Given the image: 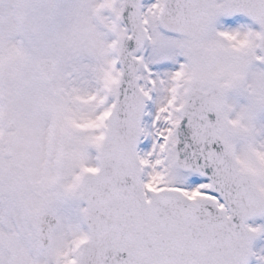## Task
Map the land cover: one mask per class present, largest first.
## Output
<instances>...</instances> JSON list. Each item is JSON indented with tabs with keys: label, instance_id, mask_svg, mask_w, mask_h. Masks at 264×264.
<instances>
[{
	"label": "snow or ice",
	"instance_id": "snow-or-ice-1",
	"mask_svg": "<svg viewBox=\"0 0 264 264\" xmlns=\"http://www.w3.org/2000/svg\"><path fill=\"white\" fill-rule=\"evenodd\" d=\"M264 0H0V264H264Z\"/></svg>",
	"mask_w": 264,
	"mask_h": 264
},
{
	"label": "rangeland",
	"instance_id": "rangeland-1",
	"mask_svg": "<svg viewBox=\"0 0 264 264\" xmlns=\"http://www.w3.org/2000/svg\"><path fill=\"white\" fill-rule=\"evenodd\" d=\"M249 223H253V224H264V217L253 218L252 220L249 221ZM253 250L254 251L264 252V234H262L261 236H259L253 242ZM249 264H259V261L255 257H252L250 259Z\"/></svg>",
	"mask_w": 264,
	"mask_h": 264
}]
</instances>
